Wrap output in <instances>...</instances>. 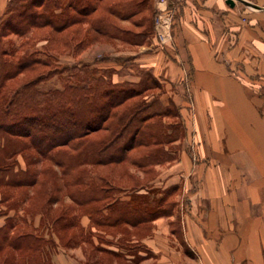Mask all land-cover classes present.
<instances>
[{
    "label": "crops",
    "instance_id": "obj_1",
    "mask_svg": "<svg viewBox=\"0 0 264 264\" xmlns=\"http://www.w3.org/2000/svg\"><path fill=\"white\" fill-rule=\"evenodd\" d=\"M247 1L252 6L241 0H234L233 6L226 0H200L201 6L195 0H182L173 12L174 27L166 41L170 43L155 48L152 43L126 46L132 59L115 64L149 66L155 75L163 71L169 77L161 81L173 86L174 92L158 98L163 105H175L185 137L191 133L187 116L192 113L193 142L173 141L172 145L182 146L178 157L167 163L165 179L159 173L147 178L187 191L188 208H176L142 224H123L125 232L119 225L94 224L82 217L79 226L91 232L92 263L83 253L77 257L62 247L51 253L52 264H264V155H259L257 140L258 98L246 88L250 78L229 71L242 68L244 53H264V0ZM98 42L114 47L108 41L95 45ZM227 54H234V60H226ZM248 62L246 68L255 67ZM259 63L264 65L263 60ZM134 78L126 73L115 81L136 82ZM139 175L144 179L145 174ZM114 176L120 178L118 173ZM11 200L2 196L0 187V228L8 218L18 216ZM25 223L21 227L41 226L35 217ZM98 236L104 241L99 242ZM124 236L141 249L137 253L110 249V243L118 244Z\"/></svg>",
    "mask_w": 264,
    "mask_h": 264
},
{
    "label": "trees",
    "instance_id": "obj_2",
    "mask_svg": "<svg viewBox=\"0 0 264 264\" xmlns=\"http://www.w3.org/2000/svg\"><path fill=\"white\" fill-rule=\"evenodd\" d=\"M56 1L52 2L57 9L54 13L46 9L49 0H8L5 17L0 18V187L2 196L12 197V207L17 205L18 200L32 201L36 187L43 180L40 176L50 168L43 165L37 168V164L45 160L63 169L56 172L51 167L50 170L53 173L50 182L58 189L61 175L67 177V167L75 161L77 167L83 164L121 165L123 171L122 163L130 162L147 175L162 160L165 153L162 146L180 138L176 135L169 141H159L160 134L166 133L163 130L167 126L160 121H151V118L168 115L169 112L165 108L157 113L150 112L155 105H162L158 97L132 101L140 95V90L151 88L145 86L150 81L153 83L148 68L137 69L142 72L137 82H118L112 80L113 69L97 68L81 62L68 68V74H63V71L57 73L63 74L60 87L40 89L38 84L45 78L41 74L19 85L11 84L8 90L7 83H12L26 71L33 72L41 64L39 58L30 52L24 51L18 55V49L8 48L4 42L8 31L23 36L31 30L47 28L48 38L45 40L48 45L59 49L69 48L73 44L76 52L93 41L119 40L127 46L141 45L151 32L152 22L148 24V31L133 35L124 25H119L123 19L129 21L135 16L147 0H67L63 5ZM67 8L78 12L83 19L60 23L58 20H62L61 14ZM150 12L155 15L156 9ZM91 15L93 18L86 20ZM84 23L87 24L86 28L83 27ZM72 25L75 26L72 34L65 39L61 33ZM168 105L174 104L169 102ZM175 114V117L180 116L178 111ZM177 128L178 134L185 132L181 121ZM149 147H153L152 150L141 152L142 148ZM60 149L73 152V156L61 154ZM132 150L137 151L134 157L130 155ZM19 157L25 160L24 166L20 165ZM104 178L98 174L82 181L77 174L75 178L72 176L63 181L66 186H74L67 192L68 197L76 206L83 208L82 211L94 224H142L164 213L160 206L161 199L154 200L148 196L140 200L147 217L139 220L134 218L139 209L130 205L132 202L129 201L124 200L117 208L113 202L106 206H93L103 197L104 188L98 185ZM70 181L73 183L68 184ZM146 192L154 195L153 192ZM51 199L50 196L47 203ZM14 224H18L17 219L11 217L0 228V264H52L50 255L57 245L51 238L24 233L21 228L14 229Z\"/></svg>",
    "mask_w": 264,
    "mask_h": 264
},
{
    "label": "rangeland",
    "instance_id": "obj_3",
    "mask_svg": "<svg viewBox=\"0 0 264 264\" xmlns=\"http://www.w3.org/2000/svg\"><path fill=\"white\" fill-rule=\"evenodd\" d=\"M48 1V0H47ZM55 0H49V3L47 4V10L52 11L55 13L56 7L54 8L52 2ZM180 1L179 0V4ZM198 1L195 0V3L198 4V6H201ZM6 0H0V18L5 17V5ZM51 2V4H50ZM56 2L61 3L62 5L67 2V0H57ZM53 6V7H52ZM164 8L165 10L171 9L173 12L174 10H177V7H172L170 4L163 6L161 3L155 2L154 0H147V3L145 6H141L139 9L140 11H137L138 13L131 17L128 22L122 23L120 22L119 25L125 26L131 33L138 34L139 32L148 31V24L149 22H152L151 32L149 33L148 37L145 39V42L141 45L137 46H148L151 43L154 44L152 47L155 48V46H160V44L156 45L157 42L155 40V37L153 36V29L155 28L156 23V17L153 15L150 11L151 9L155 8ZM177 12V11H176ZM97 14V13H96ZM58 15V13H56ZM62 20H58L61 22H64L67 24L68 22L77 21L79 19H83V17H80L78 15V12H75L72 8H67L66 11L61 14ZM85 18V17H84ZM93 16L88 17L86 20L92 19ZM173 19L171 20V27L173 29ZM87 24L84 23L83 27L86 28ZM75 26L72 25L71 27H68L65 29L61 34L64 36L65 39H69V36L72 34L73 28ZM32 31V30H31ZM28 32L23 36H18L16 34H13L12 31H8V34L4 37V42L6 43V46L8 48H13L14 50H17L19 52L18 55L23 53L24 51L32 53L35 57L39 58L41 64L37 65L35 67V70L33 72L26 71L25 73L20 74L12 83H7L8 90L11 86H15L16 84H21L24 80L32 77V76H41V74L45 75V78L43 77V81L39 82L38 87L42 90H46L48 88H54V87H60L61 85V76L63 74H68V68H70L73 65L81 64V62H86L90 64L91 66H95L97 68H103L114 70V74H112V80H117L118 76L120 74L125 75L126 73H132V75H135V78L140 80V76H142V72L138 71V68H148V70L151 72L150 76L153 79V83H148L146 88L151 87L149 89L140 90L143 88H140V95L135 97L134 100H147L150 99L153 96L159 97L161 93H167L170 94L171 92H174L175 88L173 86L169 87L166 85V83L162 82V78L169 79L168 76L163 75V71L157 75L154 74V71L149 66H139L137 64L132 65L131 67H127L126 64L121 65L123 62L127 60L132 59L131 52L129 53L126 50V46L122 44L119 40L112 41L111 43L114 45V47L109 45H106L104 43L99 42L96 44V41H93L91 45L87 46L85 49L81 51H77L75 49V46L73 44L70 45V47H61L59 49H53L52 46L48 45L45 38H48L47 28H38L34 29L32 32ZM129 35V34H128ZM127 34L125 36H128ZM58 39L57 37L55 38ZM53 44V40L51 41ZM170 43V42H166ZM135 47V46H132ZM149 51V50H148ZM130 54V55H128ZM217 55V54H216ZM226 60L233 61L234 60V54H227ZM249 60L255 64V67L253 68H246L245 65L248 64ZM264 61V53H244L242 55L241 61L243 62L242 68L234 69L230 68V73L235 74L238 76H242L244 78H250L251 80L248 81V85L246 88L254 94V96H257V100L255 101L258 105V110L260 112L259 121H258V139L259 140V155H264V65L259 66V61ZM240 61V62H241ZM121 63L119 67L115 65L116 63ZM248 62V63H247ZM116 66V68H115ZM118 67V68H117ZM130 70H129V69ZM63 71V74H57L58 72ZM118 75V76H116ZM140 75V76H139ZM134 78V79H135ZM137 80V81H138ZM185 80V79H184ZM129 81V80H127ZM136 81V82H137ZM121 82V81H118ZM158 86V87H155ZM145 88V87H144ZM140 102V101H138ZM135 103V102H134ZM142 103V101L140 102ZM144 103V101H143ZM133 104V103H132ZM166 110H165V109ZM160 109H164L166 112H169L168 115L164 116H154L151 118V121H160L163 125L167 126L160 134V137L158 138L160 142H166L171 140L172 138H175L176 135H179V139H177L179 142L184 141L185 144H188V142H193L194 140V134L193 131L194 128V122L193 117L190 115L187 116V124L189 125V130L191 133L189 136L185 137L186 132L179 133V129L177 128L178 123L182 121V118L180 116L175 117L174 114H177V108L174 105H155L150 112H159ZM175 114V115H176ZM190 116V117H189ZM184 125V123H183ZM185 127V126H184ZM101 134V133H100ZM183 135V136H182ZM197 135V134H196ZM185 137V138H184ZM90 138V137H88ZM198 140V137L195 138ZM158 141V142H159ZM172 142H169L162 146V149L165 151L164 156H162V160L160 163H157L153 166L152 171L150 174H147L143 172V170L133 166L130 164V162H124V172L121 171L122 167L121 165H117L114 167V169H109L112 165H105V166H93L90 164H83L82 166H76L77 161L71 163L67 167V177L61 175L62 181L60 182L59 189L58 187H54L52 183L50 182V179L53 178V173H51V167L54 171L59 172L63 170L62 168L55 167L54 163L52 164L49 161L43 162L42 164L38 163L37 168L43 167H50L49 169H45V174H42L40 178H42V182H40V185L36 187V191H34V198L31 197L32 201L35 203L32 204V201L30 199H23L14 207L16 208L18 212V216L16 217L18 224H28L25 223L27 221V218L31 221L35 217L36 221L38 218H40L41 226L36 229H30L26 227H21V225L18 228L24 233H32V234H40L46 238H51V240L57 245V247L53 250L60 251L66 247L67 253H72L73 255L80 257L83 255L87 258L88 262H91V232L89 229H84L79 226L81 224V218L82 217H89L85 211H82V207L76 206L74 202L68 197L67 192H69L72 187L74 186H66V183H64V180H69L72 176L75 178L77 174L79 175V178L82 181L88 180L91 177L101 174L105 176L104 180L99 183V188L102 189L103 197L95 203V207H101L106 206L109 202L116 203V208L120 205H122L123 201H129L132 202L130 205L136 206L137 209H139L138 214L134 215L136 217L135 220H139L140 218H143L146 213L144 210V204L140 202L141 198L144 196H148L150 199L155 198L154 200L161 199V208L163 210L162 215H167L172 212H175L176 208L182 207V209L188 208V205H190V195L187 191H180L176 190L175 186L172 185H165V182L161 183L159 181H152L151 183L147 181L148 179L153 178L156 174H161L159 176L161 179H165L166 176L165 169L168 167V162H173L175 158L178 157L179 154V147L182 146L180 143L179 145H172ZM179 146V147H178ZM153 147L149 148H142L141 152H147L149 149L152 150ZM61 154H65V156L70 157L73 156V152H69L66 149H60ZM137 151L132 150L130 151V155L134 157L136 155ZM78 157V156H77ZM76 157V158H77ZM166 157V159H165ZM80 158V157H79ZM167 158H170V160H167ZM74 159V158H73ZM81 159V158H80ZM79 159V160H80ZM84 159V158H83ZM165 159V160H164ZM19 163L21 166L25 165V160L21 157L18 158ZM85 161V159H84ZM79 161L78 163H80ZM47 163V164H44ZM50 163V164H49ZM161 164V166L156 165ZM54 166V167H53ZM77 167V168H76ZM118 168V169H116ZM116 169V170H115ZM118 170V171H117ZM116 171V172H115ZM80 172V173H79ZM113 172V174H112ZM145 174L147 176L139 177L141 174ZM115 174H120V178H115ZM75 175V176H74ZM148 178V179H147ZM73 182H68V184H71ZM66 186V187H65ZM146 191L153 192L154 195L147 194ZM32 195V193H31ZM52 197V199L49 201L50 203H47L49 200V197ZM151 207V206H150ZM150 207L148 210H150ZM156 208L155 206L153 207ZM157 210V209H156ZM23 218V219H22ZM85 222V218H83ZM71 221V222H70ZM70 222V223H69ZM66 223V224H65ZM89 224V223H88ZM45 225V226H44ZM125 226L119 225V230L126 231ZM53 230H55L53 232ZM18 231V230H15ZM109 233L114 234V232L108 231ZM115 235V234H114ZM127 236L121 237L120 242L117 243H110V249H115L117 247L123 248L124 252H130V253H137L141 249V247L138 244H130L126 241ZM98 241L102 242L104 241L103 237L98 236ZM84 242V243H82ZM86 243V244H85ZM78 244H81V246H77ZM67 245V246H65ZM101 248H107L104 246H101ZM82 250V251H81ZM52 251V252H53ZM83 253V255L81 254ZM104 253V252H103ZM1 257V252H0ZM105 260V258L103 257ZM92 263V262H91ZM105 263V262H104Z\"/></svg>",
    "mask_w": 264,
    "mask_h": 264
},
{
    "label": "built area",
    "instance_id": "obj_4",
    "mask_svg": "<svg viewBox=\"0 0 264 264\" xmlns=\"http://www.w3.org/2000/svg\"><path fill=\"white\" fill-rule=\"evenodd\" d=\"M155 2L161 3L163 6L170 4L172 7H177L179 5V0H154ZM173 16V11L171 9L165 10L164 8L156 9V23L154 28V37L158 44H163L164 42L171 39V20Z\"/></svg>",
    "mask_w": 264,
    "mask_h": 264
},
{
    "label": "water",
    "instance_id": "obj_5",
    "mask_svg": "<svg viewBox=\"0 0 264 264\" xmlns=\"http://www.w3.org/2000/svg\"><path fill=\"white\" fill-rule=\"evenodd\" d=\"M241 1H242L243 3H245V4H247V5L252 6V4H250L247 0H241ZM226 2H227L229 5H231V6L234 5V0H226ZM253 7H255V8H261V7L256 6V5H253Z\"/></svg>",
    "mask_w": 264,
    "mask_h": 264
}]
</instances>
